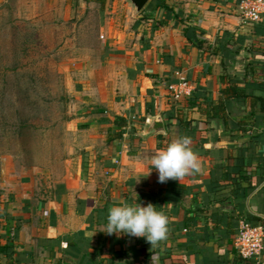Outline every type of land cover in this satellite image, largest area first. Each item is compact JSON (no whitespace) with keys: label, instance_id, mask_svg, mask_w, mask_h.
Here are the masks:
<instances>
[{"label":"crops","instance_id":"1","mask_svg":"<svg viewBox=\"0 0 264 264\" xmlns=\"http://www.w3.org/2000/svg\"><path fill=\"white\" fill-rule=\"evenodd\" d=\"M87 1L99 49L64 72L73 152L47 191L2 185L0 264H232L238 223L264 222V17L246 23L240 0H150L131 25H108ZM180 81L173 100L167 87ZM232 81L244 100L222 95ZM156 118L163 132L151 130ZM180 136L198 171L159 183L148 158ZM125 202L163 213L166 239L103 233L108 209ZM241 264H264V244Z\"/></svg>","mask_w":264,"mask_h":264},{"label":"rangeland","instance_id":"2","mask_svg":"<svg viewBox=\"0 0 264 264\" xmlns=\"http://www.w3.org/2000/svg\"><path fill=\"white\" fill-rule=\"evenodd\" d=\"M96 9L87 0H0V193L18 182L47 191L60 180L77 102L64 72L97 53ZM103 15L108 25L137 17L125 0H105Z\"/></svg>","mask_w":264,"mask_h":264},{"label":"clouds","instance_id":"3","mask_svg":"<svg viewBox=\"0 0 264 264\" xmlns=\"http://www.w3.org/2000/svg\"><path fill=\"white\" fill-rule=\"evenodd\" d=\"M190 143L189 137L180 136L151 155L148 158L147 175L154 169L158 182L164 183L169 179L178 181L198 171V158L189 147ZM103 233L143 238L151 247H154L158 242L166 239L168 219L150 203L141 206L140 203L125 202L108 209Z\"/></svg>","mask_w":264,"mask_h":264},{"label":"built area","instance_id":"4","mask_svg":"<svg viewBox=\"0 0 264 264\" xmlns=\"http://www.w3.org/2000/svg\"><path fill=\"white\" fill-rule=\"evenodd\" d=\"M240 13L246 23H257L264 17V0H240ZM187 84L180 81L177 85L167 87L169 96L177 100L186 89ZM264 244V227L251 226L245 221L238 223L237 232L234 238L236 254L243 259L258 262Z\"/></svg>","mask_w":264,"mask_h":264},{"label":"trees","instance_id":"5","mask_svg":"<svg viewBox=\"0 0 264 264\" xmlns=\"http://www.w3.org/2000/svg\"><path fill=\"white\" fill-rule=\"evenodd\" d=\"M93 1L94 2H97L100 5V10L103 9L105 0H93ZM158 6L159 5H156V7H158ZM144 10L145 9H143L141 11V14H143L145 12ZM194 33H195L194 30L193 29H190V28H186V29L183 30V35L186 38L187 42L189 44L193 45L194 47L199 48V47H201V45H202L203 42L200 41L199 39H197V37L195 36ZM240 82L239 81H232L230 83V85H228L226 88H224V89L221 90L222 95L224 97H226V98H228V97H239L240 99L244 100L245 97H247L243 93L244 90L243 89H241V90L237 89V83H240ZM261 105L264 108V100H262V104ZM242 193H243V195H245L244 194V191H242ZM243 221H245L246 223H248L251 226H257V225H259V226L264 227V222L260 221L259 219L254 218V217H250V216L244 217L243 218ZM246 260H248V259H243V258H241L240 256H238L236 254L235 257H234V259H233V263L232 264L245 263Z\"/></svg>","mask_w":264,"mask_h":264},{"label":"water","instance_id":"6","mask_svg":"<svg viewBox=\"0 0 264 264\" xmlns=\"http://www.w3.org/2000/svg\"><path fill=\"white\" fill-rule=\"evenodd\" d=\"M134 10V13L139 14L148 4L150 0H125ZM153 132H163L162 122L160 118H156L152 121Z\"/></svg>","mask_w":264,"mask_h":264}]
</instances>
